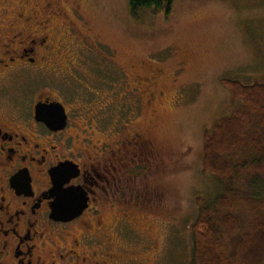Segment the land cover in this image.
Instances as JSON below:
<instances>
[{"label":"flooded vegetation","instance_id":"af4514ba","mask_svg":"<svg viewBox=\"0 0 264 264\" xmlns=\"http://www.w3.org/2000/svg\"><path fill=\"white\" fill-rule=\"evenodd\" d=\"M5 1L0 0V264H124L129 243L146 238L155 185L142 179L154 176L161 153L149 128L131 131L133 121H123L122 108L152 107L165 97L160 86L169 73L166 60H144L125 74L111 47L91 32H78L65 14L66 0H25L11 9L1 7ZM164 52L172 59L177 48L169 45ZM83 66L103 69L111 78L107 94L115 93L92 116L105 122L103 139L95 144L91 126L77 123L80 88L46 86L29 95L23 84L28 69L40 80L70 84ZM183 69L182 62L175 71ZM125 82L127 93H119ZM57 103L66 115L62 128L48 108ZM38 105L47 107L40 118ZM63 163L77 167L75 175L58 177L61 190L76 187L87 198L81 214L67 220L52 215L58 191L51 173Z\"/></svg>","mask_w":264,"mask_h":264},{"label":"rangeland","instance_id":"374dc122","mask_svg":"<svg viewBox=\"0 0 264 264\" xmlns=\"http://www.w3.org/2000/svg\"><path fill=\"white\" fill-rule=\"evenodd\" d=\"M23 5L25 0H6L1 7ZM64 6L78 32L86 36L91 32L113 49L125 74L144 60H166L169 73L160 86L165 97L158 98L152 107L139 104L135 109L126 105L122 108L123 121H133L131 131L149 128L161 153L154 176L142 179L155 185V206L150 211L148 228L142 232L146 238L129 243L131 247L122 255L126 258L124 264L130 259H143L144 264H191V226L201 205L207 206L220 194L234 192L241 198L234 212L246 223L250 218L247 201H264V172L244 173L229 186L203 171L205 132L220 118L245 106L244 100L232 98V81L264 83V0H175L170 14L142 10L139 18L131 15L129 0H66ZM169 45L177 48L172 59L164 52ZM74 61L77 63L76 57ZM182 62L184 69L178 74L175 69ZM35 75L37 72L31 69L23 73L29 95L46 86L80 88L74 103L77 123L91 126L95 132L93 144L103 139L105 122L92 116L112 98L115 100V93L107 94L111 92V78L103 74V69L80 67L70 84L60 78L40 80ZM130 75L132 83L134 75ZM120 89L119 93H127L126 82ZM107 127L112 128L110 124ZM248 127L264 135V127L253 118ZM239 240L240 234L227 238L234 256Z\"/></svg>","mask_w":264,"mask_h":264},{"label":"trees","instance_id":"16d2710c","mask_svg":"<svg viewBox=\"0 0 264 264\" xmlns=\"http://www.w3.org/2000/svg\"><path fill=\"white\" fill-rule=\"evenodd\" d=\"M175 0H129L133 17L142 10L170 14ZM233 99L245 106L220 118L204 134V172L218 176L224 184L244 173L264 172V135L248 127L255 119L264 127V83L247 85L232 81ZM241 198L234 192L223 193L201 205L193 222L191 264H264V201H247L250 218L243 223L234 212ZM240 234L236 255L230 254L228 237Z\"/></svg>","mask_w":264,"mask_h":264},{"label":"water","instance_id":"95a60500","mask_svg":"<svg viewBox=\"0 0 264 264\" xmlns=\"http://www.w3.org/2000/svg\"><path fill=\"white\" fill-rule=\"evenodd\" d=\"M47 108L44 105L37 106V115L40 118L41 113ZM48 108L56 112L59 116V125L57 127H64L66 123V115L64 108L60 103L49 105ZM76 165H69V163H63L60 166L56 167L52 171V177L54 180V190H57V197L52 205V215L55 219H73L81 214V212L87 207V198L84 197V194L78 191V188L73 187L66 190H61L60 181L58 177L64 176V174L71 177L75 175Z\"/></svg>","mask_w":264,"mask_h":264}]
</instances>
